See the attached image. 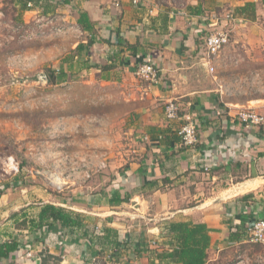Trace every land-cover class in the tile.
Here are the masks:
<instances>
[{"label": "crops", "instance_id": "crops-1", "mask_svg": "<svg viewBox=\"0 0 264 264\" xmlns=\"http://www.w3.org/2000/svg\"><path fill=\"white\" fill-rule=\"evenodd\" d=\"M25 1L31 5L21 8ZM247 2L255 4L252 18L235 13ZM15 3L23 23L54 15L84 32L44 39L40 48L52 46L55 54L42 67L64 74L55 84H45L102 90V97L72 93L71 100L90 108L87 102L102 99L105 109L89 114L101 117L105 128L110 125L108 135H118L113 136L119 149L114 140L106 141L107 157L96 161V170L83 159L76 173L64 177L69 183L54 193L43 189L38 195L24 183L13 188L25 177H7L0 192V243L15 238L18 245L0 264H105L107 258L119 264H176L166 252L174 244L168 227L177 222L209 228L205 264L225 248L245 243L244 231L230 240L229 227L241 218H264V127L243 124L235 113L250 108L264 115V2L144 0L137 7L130 0ZM80 12L86 13L90 30L79 26ZM227 14L231 19H225ZM213 16L218 27L228 24L230 42L207 60L204 40ZM146 59L158 69L156 83L134 74ZM170 101L178 104L180 116L193 117L194 144L181 143V117L166 118ZM102 162L103 170L98 168ZM114 195L126 199L115 203ZM44 203L79 213L81 225H32ZM260 247L264 251V244Z\"/></svg>", "mask_w": 264, "mask_h": 264}, {"label": "rangeland", "instance_id": "rangeland-1", "mask_svg": "<svg viewBox=\"0 0 264 264\" xmlns=\"http://www.w3.org/2000/svg\"><path fill=\"white\" fill-rule=\"evenodd\" d=\"M184 1L173 0L176 4ZM15 4V0H0V188L7 177L20 174L25 180L13 188L24 183L38 195L43 189L54 193L69 183L64 177L76 173L84 160L96 170V161L107 157L105 142L114 140L115 145L113 135L116 139L118 135H108L110 125L105 128L101 117L89 114L105 109L102 99L95 104L87 102L90 108L71 100L72 93L102 97V90L95 93L83 86L55 87L40 80L39 74L48 78L51 70L42 67L45 59L55 54L52 46L46 51L44 39L58 35L40 33L35 20L20 21ZM115 147L119 149L118 142ZM260 246L245 242L225 248L208 264H264Z\"/></svg>", "mask_w": 264, "mask_h": 264}, {"label": "trees", "instance_id": "trees-1", "mask_svg": "<svg viewBox=\"0 0 264 264\" xmlns=\"http://www.w3.org/2000/svg\"><path fill=\"white\" fill-rule=\"evenodd\" d=\"M35 1L37 2V0ZM261 2H264V0H261ZM26 7H28L27 1L21 4V8ZM254 7L255 4L253 2H247L243 6L236 7L235 13L239 15L246 14V16L252 18L254 17ZM78 24L84 30L91 29V22L84 12L79 13ZM63 78L64 74L61 73V71L56 72L54 69H51L48 74V81H50L51 84H55ZM125 199L126 198H120L118 195L111 197V200L115 203L124 201ZM253 221L252 218L246 221L241 218L240 222L234 227L230 226L229 239L238 240L241 237V233L243 231L245 232L247 226ZM33 222L34 220L32 219L30 223L36 226L41 225L43 222H57L63 227H78L81 225L82 219L79 213L72 210L52 203H44L39 209L36 222ZM168 230L174 240L172 249L166 252V257H168L169 260L176 264H205L207 262L209 228H207L205 224L177 222L170 224ZM17 245L15 238H10L3 243H0V258L6 257L17 247Z\"/></svg>", "mask_w": 264, "mask_h": 264}, {"label": "built area", "instance_id": "built-area-1", "mask_svg": "<svg viewBox=\"0 0 264 264\" xmlns=\"http://www.w3.org/2000/svg\"><path fill=\"white\" fill-rule=\"evenodd\" d=\"M132 5L135 7L143 4L144 0H130ZM31 4L28 3V6ZM152 12V11H151ZM232 14L225 15V19H231ZM213 24H209L208 28H211V32L205 37L204 46L207 60L217 57L222 49L230 42L231 30L227 23L223 26L218 27V22L216 17L213 16ZM35 22L40 30V33L50 36L51 34L64 35L69 31L73 30L77 32L78 35L83 34L84 32L75 24L65 21L62 18L56 16H44L38 15L35 19ZM35 35V33H31ZM208 63V62H207ZM210 71H213V67H209ZM134 74L143 80L156 83L159 78L158 69L150 60L146 59L139 63L135 70ZM165 116L167 119H175L181 117L183 123L178 130V135L181 138V143L183 145H192L196 142V124L193 117L184 113L180 116V108L177 103L170 101L165 106ZM235 118L246 125H254L264 127V115L255 112L250 108H240L235 113ZM11 164V161H9ZM105 164L102 162L98 168H103ZM208 165L203 167L204 170H208ZM11 169L17 171V167H11ZM85 177H90V173H86ZM246 233V242L253 244H264V218L255 219L251 224L247 226L245 231ZM105 264H119L118 261L107 258Z\"/></svg>", "mask_w": 264, "mask_h": 264}, {"label": "water", "instance_id": "water-1", "mask_svg": "<svg viewBox=\"0 0 264 264\" xmlns=\"http://www.w3.org/2000/svg\"><path fill=\"white\" fill-rule=\"evenodd\" d=\"M39 78H40V80L42 81V82H47V76L46 75H44V74H39Z\"/></svg>", "mask_w": 264, "mask_h": 264}]
</instances>
